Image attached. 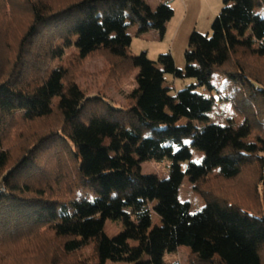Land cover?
Masks as SVG:
<instances>
[{
  "label": "trees",
  "instance_id": "trees-1",
  "mask_svg": "<svg viewBox=\"0 0 264 264\" xmlns=\"http://www.w3.org/2000/svg\"><path fill=\"white\" fill-rule=\"evenodd\" d=\"M172 15L146 0H0V264H165L181 246L186 264H264V0H224L210 34L190 33L184 71L129 53V22L162 33ZM92 57L117 88L139 69L123 106L80 88ZM165 73L194 82L171 96ZM215 76L238 121L201 127L214 100L198 90ZM166 158L170 177L141 172ZM107 220L123 229L108 237Z\"/></svg>",
  "mask_w": 264,
  "mask_h": 264
},
{
  "label": "rangeland",
  "instance_id": "rangeland-1",
  "mask_svg": "<svg viewBox=\"0 0 264 264\" xmlns=\"http://www.w3.org/2000/svg\"><path fill=\"white\" fill-rule=\"evenodd\" d=\"M151 8H155L159 4H168L172 10V17L163 26L162 33L158 30L142 28L129 22L127 25V33L131 38L129 53L138 55L145 52L147 59L156 65L157 68L164 70L165 65L158 62L160 54H170L173 58L174 66L180 71L185 69L184 53L187 49L190 33L195 30L201 34H210L211 24L217 14L223 7L224 0H146ZM107 67L105 60L102 57H92L86 59L81 68L83 75L78 78V84L88 95H98L103 92L106 99L115 106H123L125 104L126 95L136 86V76L139 69L135 68L128 77H126L117 88V84L106 82V78L101 71ZM165 86L170 91L171 96L189 84L193 83L192 78L175 77L170 73L164 74ZM224 80L217 76L212 80V90L205 91L199 89L207 97L214 100V107L208 114V119L200 125L206 127L210 123H216L220 127H225L230 123H236L238 116L234 114L228 102L225 101L221 92ZM182 122H186L182 120ZM186 145L190 146V142L185 140ZM192 159L199 162L203 156L202 152L190 148ZM186 164H182L185 169ZM141 172L143 174L157 173L164 178H168L172 174V166L170 159L166 158L162 161H145L141 163ZM1 190H4L1 188ZM180 201L190 203V211L196 213L202 209L204 202L201 196L195 191V183L191 176L185 175L179 190ZM156 202H153L154 205ZM152 226L162 225V218L154 211L151 213ZM123 229L121 220H107L105 222L104 231L108 237H113ZM190 249L186 246H181L176 252L166 253L163 258V263L186 264L187 255ZM89 250L85 251L88 255ZM37 264H41L36 261ZM105 264H133L128 262H106Z\"/></svg>",
  "mask_w": 264,
  "mask_h": 264
}]
</instances>
